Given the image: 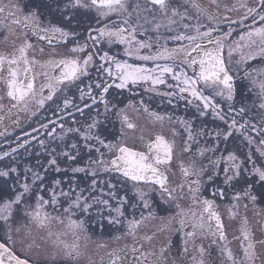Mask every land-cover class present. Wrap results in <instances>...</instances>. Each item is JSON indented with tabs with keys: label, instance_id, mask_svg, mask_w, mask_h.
<instances>
[{
	"label": "snow or ice",
	"instance_id": "1",
	"mask_svg": "<svg viewBox=\"0 0 264 264\" xmlns=\"http://www.w3.org/2000/svg\"><path fill=\"white\" fill-rule=\"evenodd\" d=\"M219 7L218 0L208 7L199 0H0V43L8 46L0 51V111L49 104L61 121L39 125L45 138L34 155H44L43 163L21 168L13 153L27 151L28 139L0 153V264L75 262L84 255L81 240L85 250L89 241L106 249L89 233L93 221L101 232L105 222L123 229L115 240H133L107 252V264H210L213 247L225 264H264L257 252L264 238H254L246 217L242 255L228 246L216 202L231 193L232 208L264 204V69L241 67L257 51L264 57V0H240L238 19L210 10ZM232 25L249 29L240 41L250 49L259 38L257 51L233 59L244 45L228 43ZM138 88L169 104L183 101L192 115L149 112L143 100L121 107L124 92L135 96ZM141 108L161 129L147 138L129 114ZM157 220L156 231L144 234ZM160 233L179 234L175 257L171 235L158 252L145 250L141 241L151 244Z\"/></svg>",
	"mask_w": 264,
	"mask_h": 264
},
{
	"label": "flooded vegetation",
	"instance_id": "2",
	"mask_svg": "<svg viewBox=\"0 0 264 264\" xmlns=\"http://www.w3.org/2000/svg\"><path fill=\"white\" fill-rule=\"evenodd\" d=\"M178 2L182 3V0H178ZM219 2V9L211 8V11L217 12L220 17L223 16H229L232 19H238L239 14L243 12V9H239V2L240 0H218ZM250 2V0H249ZM130 3H135V0H130ZM199 3H201L203 6L208 7L209 6V0H199ZM225 5H228L229 8L235 7L239 9V11H227L225 9ZM195 21H193L194 23ZM203 23L207 24L208 21L206 19L203 20ZM246 24H251V21H246ZM229 25L227 24H221V28L223 31L228 30ZM234 31L232 32V35L228 41L229 44H232L233 41L239 42L241 45H244L240 51L233 53V59L239 60L241 53L247 54L249 51H257V47L259 44V38L253 37V39L257 40V46H254L253 48H249L247 46L246 41H240V36L244 33H246L249 29L242 26V25H232L231 26ZM173 45L169 44V47H172ZM235 46V45H233ZM45 56L47 55L48 51H50L47 46ZM8 46L4 43H0V51L7 50ZM113 53H118V58H126L123 57V51L121 46H115L112 48ZM225 54H227V49L225 50ZM130 62H132L130 60ZM151 66V65H149ZM243 67H248L250 69H264V57H261L258 54L257 51V59L250 60L247 62V65H242ZM242 75V72H241ZM239 78L237 79L238 87L240 85ZM246 83V81H245ZM3 86L0 85V88ZM163 86H161V91H164ZM137 95L132 96L128 92H124V94L120 97V100L122 101L121 107L124 106V104H127L129 99H132L134 103L139 105V101L143 100L144 106H146L149 110V112H156L161 115L166 114H172L175 116L180 117H190L192 115V109L185 108L183 101H177L175 98H173L172 104L168 103V98L163 97L160 95H157L154 92H145L143 88H138ZM239 98V97H238ZM179 105V107H175V105ZM55 106L52 105L51 107L49 104H46L44 108H36V106H32L29 111H19L17 109H14L11 114L7 112L5 109L4 111H0V117H3L2 120H0V133H4L3 135H0V153L4 151H11V149L16 148L19 143H23L25 139H28L31 141V146L28 147V150L26 151L25 148H19L16 153H13V155L16 157V159L19 161L21 168H23L25 165H36L38 160L40 163L44 162V155H40L39 157L35 156L34 153L38 150V139L45 138L44 136V129H39V125L41 123H47L48 120H56L57 124H59L61 121L57 119V116L53 115V110ZM35 112V115L33 114ZM149 112H144L141 108L139 113L136 112H130L129 114L132 116L133 120L144 130V135L147 138L151 133L160 131V125L153 122L151 116L149 115ZM60 116L63 117V122L65 125L69 124L70 118L68 115L64 112L59 113ZM78 115V114H77ZM259 119V117H257ZM18 123L14 122L17 121ZM119 125H117L118 127ZM51 127V125H50ZM33 128H38L39 132H33ZM165 131H167V125H165ZM57 131L59 129L57 128ZM139 129L134 133V137H138L140 135ZM37 137L36 140H33L32 137ZM135 142L136 146H139V141L130 140V143ZM179 143V140H178ZM7 160L4 161L6 163ZM57 174L51 173L49 178L51 179L52 176H56ZM106 177H102L104 179ZM86 183V181H82V185ZM128 187L130 188L131 185L129 184ZM207 194V193H206ZM129 195H131V192L129 191ZM217 204L219 205L218 211L221 215V218L224 222L225 226V232L227 235V242L228 246L233 249L235 253L239 255H242L241 250V230L244 226V219L247 218V227L253 232L255 239H261L264 238V204H258L256 206H253L252 204H248V207H244V201H241L239 205L236 208H232V205L235 203L231 199V193H229L228 197L224 200H220L217 198ZM182 205L187 208L188 204L187 202H182ZM232 209L233 212L236 213L234 217H230L229 209ZM131 211V209H129ZM158 215L160 216H167L172 212H175L176 209L173 207L172 209H169L168 211L163 210H157ZM137 215H139V212H137ZM159 224V220L152 221L147 224V227L143 229V233L147 235H152L153 232L156 231V226ZM63 227V226H61ZM55 230V229H54ZM123 229H120L119 231L117 228H113L105 222V227L103 229V232L95 225V222L93 221L92 224L89 226V233L93 237V241L98 242L99 240L103 239L107 242L108 247L103 250H99L96 247V243L89 241L87 249H83L84 241L81 240V246L82 250H84V255L75 262H67L60 260L58 258L56 264H107L108 257L106 255L107 252L111 251L112 249H119L125 244H128L129 246L132 245L133 240L131 238H123L120 240H115L114 237L116 235H119L120 232H122ZM171 235L172 241H173V247L170 253V257H175L177 255V249L180 247V236L179 234H171V233H160L156 236V238L152 241L151 244H149L146 241H141V243L144 244L145 250H155L159 251V248L162 243H164L168 236ZM71 236L69 235L67 237V240L71 242ZM205 247H208L209 241H204ZM257 252L261 254V257L264 258V248L257 246ZM21 256L23 257L25 253L21 251ZM130 255V254H129ZM101 257H103V261L101 260ZM35 259V257H32ZM206 260H209L210 264H225L224 257L218 254L215 247L212 249V254L210 257L206 256ZM49 264V263H48ZM184 264H187V261L184 262Z\"/></svg>",
	"mask_w": 264,
	"mask_h": 264
},
{
	"label": "rangeland",
	"instance_id": "3",
	"mask_svg": "<svg viewBox=\"0 0 264 264\" xmlns=\"http://www.w3.org/2000/svg\"><path fill=\"white\" fill-rule=\"evenodd\" d=\"M53 249L49 248L48 251L51 252ZM36 258V257H35ZM41 260H43V256L40 257ZM49 264H52L51 261L48 262Z\"/></svg>",
	"mask_w": 264,
	"mask_h": 264
}]
</instances>
